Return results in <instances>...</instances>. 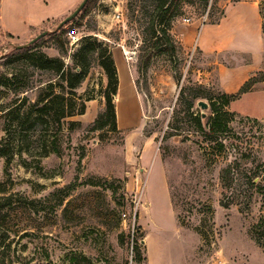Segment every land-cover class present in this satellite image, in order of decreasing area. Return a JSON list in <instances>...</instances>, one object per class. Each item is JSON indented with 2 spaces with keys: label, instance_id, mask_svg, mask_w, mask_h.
<instances>
[{
  "label": "rangeland",
  "instance_id": "1",
  "mask_svg": "<svg viewBox=\"0 0 264 264\" xmlns=\"http://www.w3.org/2000/svg\"><path fill=\"white\" fill-rule=\"evenodd\" d=\"M82 1L4 0L15 36L0 29V264H264V70L247 99L223 105L238 90L221 88L219 70L241 57L212 46L250 45L251 14L236 13L260 8L264 19V0H169L155 20L158 0H98L60 27ZM63 29L80 39L71 45ZM163 29L173 54L156 46ZM89 42L129 71L127 126L114 97L115 120L97 128L107 77L96 54L74 89L55 73ZM29 53L54 63L36 67ZM217 116L226 127L209 133Z\"/></svg>",
  "mask_w": 264,
  "mask_h": 264
},
{
  "label": "trees",
  "instance_id": "2",
  "mask_svg": "<svg viewBox=\"0 0 264 264\" xmlns=\"http://www.w3.org/2000/svg\"><path fill=\"white\" fill-rule=\"evenodd\" d=\"M98 0H88L84 8L82 9L80 18L84 17L93 7V5ZM169 0H158V4L156 6V11L153 17V20L156 18H159L162 16V18L166 15L169 5ZM76 20H73L75 22ZM161 24V21L159 22ZM76 25L79 26L80 23L77 21ZM67 29H63L61 32H64L63 34L67 33ZM53 36H56L55 34ZM55 39V37L53 38ZM57 40L62 44V38L59 34L57 36ZM157 48L160 52H166L168 54L174 53V45L170 40L169 35L166 33V30H162V35L160 39H158L157 42ZM32 49V48H31ZM29 49H21L18 52L21 53L19 55L27 54ZM96 54L99 58V64L103 68L104 73L107 77V85L103 92L104 98H105V112L101 113L98 116V119L96 120V123L98 122L97 128H102L104 124L106 123V119L104 120V117L107 116L111 118L113 121L116 118V110H115V103H114V97L118 93V86H119V76H118V69L113 57V54L111 50L108 47H102V46H95V43H87L75 56V67L73 69H63L62 64L57 66L55 68V73L61 80H63L69 89H74L78 87L83 80L86 77V74L88 72V56H92ZM28 60H30L36 67L43 68V69H49L51 64L54 63L53 60L49 59L45 54H39L36 55L35 53H29V55L25 56ZM250 81V80H249ZM248 81V82H249ZM246 82L244 85H242L236 93L226 94L224 93L222 95L223 99V105H228L231 100L237 99L240 95L245 93L247 91V84ZM215 102V101H214ZM216 106V103H213V107ZM66 108V105H65ZM49 110L50 106L45 104L41 110ZM85 110V105H81V109L79 112H75L72 110V106L70 105L68 111L62 110L63 117L65 116H73L76 114H83ZM220 116H217L211 123L210 126V132L209 133H215L217 131V128H224L226 127L225 123H220L221 120L219 119ZM195 120L197 121V124L202 127V115L195 116ZM5 153L2 150V147H0V155H4ZM258 226V224L256 225ZM254 227V229L256 228ZM258 242H260V239H257ZM134 249H138L137 246L134 247Z\"/></svg>",
  "mask_w": 264,
  "mask_h": 264
},
{
  "label": "crops",
  "instance_id": "3",
  "mask_svg": "<svg viewBox=\"0 0 264 264\" xmlns=\"http://www.w3.org/2000/svg\"><path fill=\"white\" fill-rule=\"evenodd\" d=\"M5 6L4 0H0V29L4 33H8L12 36H15L12 32H10L6 28V23L3 20V8ZM73 10V6L71 8H67L66 10L62 11L58 16L59 19H62L66 15H68ZM241 11V10H240ZM236 13L237 16L251 14L252 17V25L254 29L255 35L249 36L245 33V38H248V42L250 45L240 46V48H228L225 44L222 45H215L212 44L213 47L222 48L223 50H228V52H239V56L241 57L240 64L235 68H220L219 76L221 78V88L226 92H234L238 90L242 85L248 82L252 77H254L258 72L264 70V35H263V17L259 10L253 12L251 10H244L243 12ZM229 15V13H228ZM228 20L227 18H223L220 24H217L216 27L224 25V23ZM240 20H243V18ZM245 57L243 58V56ZM248 56V57H246ZM116 64L117 62L121 61L120 57H115ZM118 66V64H117ZM118 69V76H119V86H118V93L115 96V99L118 100L119 106H117V114L118 117L121 119L123 126H127L131 124L132 121L135 120L137 116L136 104L134 102V95H133V85L132 81L129 76V71L126 67H117ZM220 82V83H221ZM126 89L124 94L123 102H119V97L122 94V90ZM249 96V92H246L242 95L240 100L247 99ZM119 107H121V116L119 114ZM262 110V108L260 109ZM258 110V111H260ZM264 110V109H263ZM124 111L125 114H124ZM143 157V156H142Z\"/></svg>",
  "mask_w": 264,
  "mask_h": 264
},
{
  "label": "water",
  "instance_id": "4",
  "mask_svg": "<svg viewBox=\"0 0 264 264\" xmlns=\"http://www.w3.org/2000/svg\"><path fill=\"white\" fill-rule=\"evenodd\" d=\"M88 2V0H83L82 2H81V4L70 14V15H68L63 21H61V23H60V27H62L63 25H65L67 22H69V21H71V20H73L81 11H82V9L84 8V6L86 5V3ZM46 31H44L43 33H41L40 35H38L33 41H35V40H37V39H39V38H41L42 36H44V35H46ZM32 41V42H33ZM198 106L201 108V110H202V113H201V115H202V118H204L205 117V113H204V110H206V109H208V104L205 102V101H203V100H200V101H198Z\"/></svg>",
  "mask_w": 264,
  "mask_h": 264
},
{
  "label": "built area",
  "instance_id": "5",
  "mask_svg": "<svg viewBox=\"0 0 264 264\" xmlns=\"http://www.w3.org/2000/svg\"><path fill=\"white\" fill-rule=\"evenodd\" d=\"M122 18H123L122 11L116 10L115 15H114V19L116 21H121ZM66 36H67V39L69 40V43L71 45H73L74 43H76L80 39L79 36L76 35L73 31H67Z\"/></svg>",
  "mask_w": 264,
  "mask_h": 264
}]
</instances>
